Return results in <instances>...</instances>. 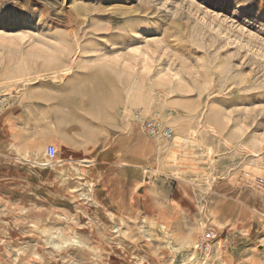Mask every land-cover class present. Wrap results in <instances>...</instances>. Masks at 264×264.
<instances>
[{
    "label": "rangeland",
    "instance_id": "rangeland-1",
    "mask_svg": "<svg viewBox=\"0 0 264 264\" xmlns=\"http://www.w3.org/2000/svg\"><path fill=\"white\" fill-rule=\"evenodd\" d=\"M0 264H264V0H0Z\"/></svg>",
    "mask_w": 264,
    "mask_h": 264
},
{
    "label": "built area",
    "instance_id": "built-area-1",
    "mask_svg": "<svg viewBox=\"0 0 264 264\" xmlns=\"http://www.w3.org/2000/svg\"><path fill=\"white\" fill-rule=\"evenodd\" d=\"M140 128L142 131L149 137L157 138L162 137L165 140L173 139V129L165 125L159 117H143L140 123ZM46 156L48 159L52 160L56 153L57 149L54 145H47L46 147ZM200 240L196 244V249H198L203 255L210 253L212 247L215 243L221 242L218 231L215 228H207L204 230ZM232 240L225 238L224 241L220 244L221 248H226L230 246Z\"/></svg>",
    "mask_w": 264,
    "mask_h": 264
},
{
    "label": "bare ground",
    "instance_id": "bare-ground-1",
    "mask_svg": "<svg viewBox=\"0 0 264 264\" xmlns=\"http://www.w3.org/2000/svg\"><path fill=\"white\" fill-rule=\"evenodd\" d=\"M176 136H177V135H176ZM182 139H183V138H182ZM182 139H181V137H177V139L175 140V143L180 142V140H182ZM172 145H173V144H172ZM84 162H86V161H84ZM32 163L35 164L36 162L33 160ZM76 170H77V168H76ZM78 174H79V173H78ZM59 176L61 177V179L67 177L65 174L62 173V171L59 172Z\"/></svg>",
    "mask_w": 264,
    "mask_h": 264
},
{
    "label": "crops",
    "instance_id": "crops-1",
    "mask_svg": "<svg viewBox=\"0 0 264 264\" xmlns=\"http://www.w3.org/2000/svg\"><path fill=\"white\" fill-rule=\"evenodd\" d=\"M1 130H2V126H1Z\"/></svg>",
    "mask_w": 264,
    "mask_h": 264
}]
</instances>
